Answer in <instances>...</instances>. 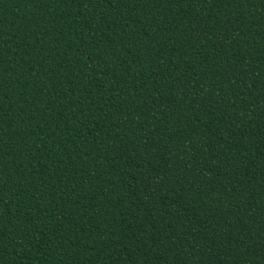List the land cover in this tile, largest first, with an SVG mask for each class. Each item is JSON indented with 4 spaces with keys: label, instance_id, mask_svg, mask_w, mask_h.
<instances>
[{
    "label": "trees",
    "instance_id": "trees-1",
    "mask_svg": "<svg viewBox=\"0 0 264 264\" xmlns=\"http://www.w3.org/2000/svg\"><path fill=\"white\" fill-rule=\"evenodd\" d=\"M0 264H264V0H0Z\"/></svg>",
    "mask_w": 264,
    "mask_h": 264
}]
</instances>
